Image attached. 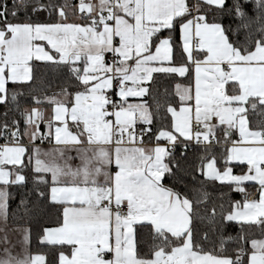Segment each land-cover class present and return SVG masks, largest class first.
<instances>
[{
    "label": "snow or ice",
    "instance_id": "6c2138e0",
    "mask_svg": "<svg viewBox=\"0 0 264 264\" xmlns=\"http://www.w3.org/2000/svg\"><path fill=\"white\" fill-rule=\"evenodd\" d=\"M0 264H264V0H0Z\"/></svg>",
    "mask_w": 264,
    "mask_h": 264
},
{
    "label": "trees",
    "instance_id": "16d2710c",
    "mask_svg": "<svg viewBox=\"0 0 264 264\" xmlns=\"http://www.w3.org/2000/svg\"><path fill=\"white\" fill-rule=\"evenodd\" d=\"M236 198H238V197H236Z\"/></svg>",
    "mask_w": 264,
    "mask_h": 264
}]
</instances>
